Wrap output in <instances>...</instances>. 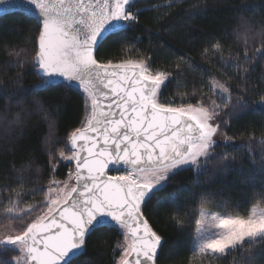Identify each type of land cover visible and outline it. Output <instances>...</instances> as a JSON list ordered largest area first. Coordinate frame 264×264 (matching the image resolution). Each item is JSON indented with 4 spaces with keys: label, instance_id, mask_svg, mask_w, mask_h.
I'll list each match as a JSON object with an SVG mask.
<instances>
[{
    "label": "snow or ice",
    "instance_id": "snow-or-ice-1",
    "mask_svg": "<svg viewBox=\"0 0 264 264\" xmlns=\"http://www.w3.org/2000/svg\"><path fill=\"white\" fill-rule=\"evenodd\" d=\"M256 6L264 8V3L244 7ZM8 14H23L32 23L30 67L38 81L33 89H60L67 94L76 85L88 115L81 127L69 133L72 154L60 153L62 161L75 163L69 177L75 184L60 187L53 180L47 189L35 188L6 202L3 220L13 227L0 236V264H80L78 258L92 238L106 232L132 241L119 264H159L170 242L150 226L147 206L160 204L173 175L192 171L198 176L215 152L217 137L230 139L222 128L228 121L221 117L252 107L249 95L258 97L264 108V89L250 87L246 75L250 67L240 74L238 64L240 92L235 96L228 82L217 81L207 88L229 112L221 113L219 106L208 102L175 107L161 99L160 91L169 79L181 75L182 65L173 71L154 70L148 56L103 62L100 54L108 44L139 28L142 12L137 0H0V16ZM245 30L256 35L250 25ZM259 35L264 37V28ZM257 57L264 58V47L251 56L245 50L242 63L251 65ZM182 59L192 63L188 57ZM35 103L41 106L39 100ZM14 123L19 124V118ZM221 159L227 161L229 156ZM227 167L224 164L220 170ZM113 170L117 174H111ZM51 171L54 176L56 168ZM41 195L44 200L36 204L26 199ZM212 199L202 195L205 203ZM254 208L262 210L247 215L206 214L209 219L197 221L200 227L190 251L218 264L245 249L251 257L254 245L264 243V193Z\"/></svg>",
    "mask_w": 264,
    "mask_h": 264
},
{
    "label": "trees",
    "instance_id": "trees-1",
    "mask_svg": "<svg viewBox=\"0 0 264 264\" xmlns=\"http://www.w3.org/2000/svg\"><path fill=\"white\" fill-rule=\"evenodd\" d=\"M261 3L264 0H137L142 12L139 28L108 44L100 58L103 62L121 63L148 56L158 71H173L180 64L181 75L169 79L161 88L162 100L175 107L208 102L219 106L221 113L229 112L207 88L210 79L215 78L231 83L235 96L240 92L239 64L240 74H244V67L251 69L246 74L249 86L257 91L264 89V58L257 57L251 65L242 63L245 50L251 56L257 48L264 47V37L259 35L264 28V8L244 7ZM246 24L254 29L255 36L246 33ZM31 27L30 19L23 14L0 17V235L13 227L3 220L8 200L35 188L47 189L53 180L60 182L68 175L72 166L60 162V153L72 154L68 150L69 133L81 127L85 115L77 88L67 94L60 89H33L38 81L30 67L34 56ZM248 98L254 101L252 107L221 117L228 121L222 128L230 139L219 136L224 142L217 143L201 173L197 176L192 171H181L173 175L160 204L147 206L145 218L150 226L170 242L161 252L159 264H218L190 251L200 211L247 215L264 193V108L258 104V97ZM37 100L41 102L39 107ZM17 118L19 124L14 123ZM224 154L229 156L227 161L221 159ZM224 164L228 167L221 171ZM9 188L13 189L11 193ZM169 194H174L173 198ZM203 194L214 199L205 203ZM26 199L36 204L44 196ZM125 241L115 232L98 234L78 258L80 264H117ZM252 253L249 257L248 250H242L224 258V264H247L249 260L264 264V243L254 245Z\"/></svg>",
    "mask_w": 264,
    "mask_h": 264
},
{
    "label": "rangeland",
    "instance_id": "rangeland-1",
    "mask_svg": "<svg viewBox=\"0 0 264 264\" xmlns=\"http://www.w3.org/2000/svg\"><path fill=\"white\" fill-rule=\"evenodd\" d=\"M217 81H219V80H218V79H215V78H211V79H210L209 86L213 85V84H214L215 82H217ZM219 82H221V81H219ZM162 87H163V85H162ZM162 87H161V88H162ZM77 91L81 94V90H80V89L77 88ZM223 95L226 96L227 94H223ZM219 99L222 101L221 98H219ZM210 105L213 106L212 104H210ZM186 107H187V106H186ZM194 107H195V106H194ZM213 107H214V106H213ZM84 108H85V106H84ZM87 115H88V112L85 111L84 119H85V117H86ZM223 142H224L223 140H221L219 137H217V143H223ZM60 162L63 163V164H66V165H70V166H72V167L69 168L68 175H67L65 178H63L62 181L58 182V183L60 184V187H63V185H64L65 183H67V184H69V185H73V178L70 179L69 177H70V174H71V173H74V168H73L74 161H62V160L60 159ZM112 174L115 175V174H117V173H116L115 170H113ZM61 198H63V195L61 196ZM253 210H255V211H260V210H262V209H261V208H254V207H253V208L250 210V213H251ZM250 213H249V214H250ZM206 214H210V216L223 215V214H220V213H217V212H212V211H208V210H201V211H200V215H199V220H198V221H205L206 219H209L210 216H206ZM199 227H200V225L197 224V227H196V230H195V233H194V238H193L192 246H193V243H194V241H195V239H196V237H197V235H198V229H199ZM4 233H5V232H4ZM4 233H3V234H4ZM3 234H2V235H3ZM2 235H0V236H2ZM131 243H132L131 239H127V240L125 241V244H124V247H123V250H122L121 258H122V256H123L124 249L127 248V247H129V245H131ZM196 254L201 255V254L198 253V252H197ZM121 258L119 259V261L121 260ZM119 261H118L117 264H119Z\"/></svg>",
    "mask_w": 264,
    "mask_h": 264
},
{
    "label": "water",
    "instance_id": "water-1",
    "mask_svg": "<svg viewBox=\"0 0 264 264\" xmlns=\"http://www.w3.org/2000/svg\"><path fill=\"white\" fill-rule=\"evenodd\" d=\"M8 15H10V14H8ZM0 17H3V16H0ZM73 88H77L76 85H73ZM68 146H69V141H68ZM73 168H74V171H75V163L73 164ZM74 184H75V179L73 178V185ZM108 226H111V225H108Z\"/></svg>",
    "mask_w": 264,
    "mask_h": 264
}]
</instances>
